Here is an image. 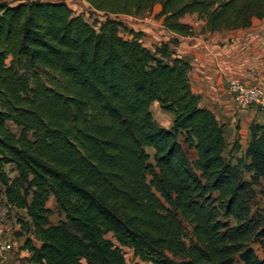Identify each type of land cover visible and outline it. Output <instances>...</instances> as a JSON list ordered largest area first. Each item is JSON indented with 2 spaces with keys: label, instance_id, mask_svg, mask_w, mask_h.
Listing matches in <instances>:
<instances>
[{
  "label": "trees",
  "instance_id": "1",
  "mask_svg": "<svg viewBox=\"0 0 264 264\" xmlns=\"http://www.w3.org/2000/svg\"><path fill=\"white\" fill-rule=\"evenodd\" d=\"M81 1L104 14L98 28L63 1L0 0V191L29 219L16 216L33 238L20 246L23 261L128 264V248L145 264H235V256L264 264L245 244L237 169L264 186V124L249 126V163H227L224 125L192 93L189 63L166 45L145 47L143 33L110 17L159 5L162 27L187 37L186 15L204 21L203 33L245 29L264 19V0ZM154 102L171 114L170 128L154 124ZM178 138L194 150L199 175ZM212 192L235 226L218 220ZM49 196L64 218L54 225Z\"/></svg>",
  "mask_w": 264,
  "mask_h": 264
},
{
  "label": "crops",
  "instance_id": "2",
  "mask_svg": "<svg viewBox=\"0 0 264 264\" xmlns=\"http://www.w3.org/2000/svg\"><path fill=\"white\" fill-rule=\"evenodd\" d=\"M181 22L190 25L193 34L182 37L168 32L177 41L173 44V56L191 66L190 89L199 96V105L211 111L218 123L224 125V140L228 147L238 139L241 150L245 151L250 140V124L263 122L255 109H234L227 92V81L238 78L264 89V19H253L250 27L245 29L214 33H203L204 21L196 15H186ZM25 253L29 256L27 251H20L18 257L24 260L28 257Z\"/></svg>",
  "mask_w": 264,
  "mask_h": 264
},
{
  "label": "rangeland",
  "instance_id": "3",
  "mask_svg": "<svg viewBox=\"0 0 264 264\" xmlns=\"http://www.w3.org/2000/svg\"><path fill=\"white\" fill-rule=\"evenodd\" d=\"M11 4H16L20 1H35V0H4ZM46 1V0H45ZM47 1H62V0H47ZM66 4L77 14H82L84 19L94 26L98 28L99 24L104 21L105 16L103 13H97L93 11L88 5L84 4L81 0H65ZM160 10L159 5H155L154 8L139 17L132 16H110L113 19L121 22L127 28L133 29L136 32L143 33L142 42L143 45L151 50L154 48H158L161 45H166L168 50H173V44L176 40L172 39L168 32L162 27L161 19H157L156 15ZM192 18V17H191ZM120 35L128 38L127 35L123 32L122 29L119 31ZM177 42V41H176ZM233 105V104H232ZM234 107V106H233ZM235 109V108H234ZM236 111H240L235 109ZM151 114L153 116L154 124L161 128H170L172 124V117L170 114L162 111L158 105H152L150 107ZM14 129V127H12ZM178 142L181 144L183 149L186 152L188 160L190 162L191 169L197 175H199V171H197L194 166V162L196 160V154L194 150L188 149L186 145L183 144L182 138H178ZM146 153L150 157V162L153 163V151L151 149H146ZM224 158L227 163L236 167L237 161L241 158L243 164H248L249 159L244 156V150L240 149L234 150L227 147ZM238 176L240 181L244 184V191L240 195L243 205L242 210V221L241 224L245 225L248 229L247 237L245 244L247 247L251 248L255 255L264 260V186L261 180L253 181L252 173L248 172L241 166L237 167ZM9 172V169H7ZM11 175V174H10ZM211 200L213 203L211 204L215 212L217 213V218L220 222L224 223L228 228H231L236 225L234 218L225 216L221 214L219 210V200L217 198V193H210ZM3 201V195L0 191V202ZM1 204L0 212H5L4 208ZM46 208L49 210L48 220L51 225L58 223L59 221H63L62 213L56 208L54 198L49 196L46 200ZM18 216H23L26 221L29 219L25 216L23 212H16ZM11 213H7V218L10 219ZM180 228L182 229L185 240L187 243H195V238L192 234L191 227L183 221L178 214H176ZM20 234V236H17ZM30 235V234H29ZM28 233H20V229L15 231V238L19 239V245H22L24 241L29 238ZM26 254V253H25ZM124 258L128 264H140L139 260L134 259L132 253L128 249L123 250ZM28 254L25 255V257ZM235 264H241L238 260L237 256L234 258ZM27 264L20 257H17L12 261L11 264Z\"/></svg>",
  "mask_w": 264,
  "mask_h": 264
},
{
  "label": "built area",
  "instance_id": "4",
  "mask_svg": "<svg viewBox=\"0 0 264 264\" xmlns=\"http://www.w3.org/2000/svg\"><path fill=\"white\" fill-rule=\"evenodd\" d=\"M227 92L235 109L257 110L264 124V89L261 86L231 78L227 81ZM1 204L5 212H0V264H11L20 255V238H15L14 233L20 229L15 213L21 210L6 205L4 199L0 207ZM7 213H11L10 219ZM28 237L33 239L31 235Z\"/></svg>",
  "mask_w": 264,
  "mask_h": 264
}]
</instances>
